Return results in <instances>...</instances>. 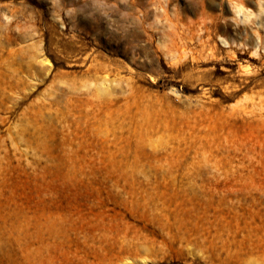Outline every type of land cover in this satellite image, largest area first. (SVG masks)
I'll use <instances>...</instances> for the list:
<instances>
[{
	"label": "rangeland",
	"instance_id": "1",
	"mask_svg": "<svg viewBox=\"0 0 264 264\" xmlns=\"http://www.w3.org/2000/svg\"><path fill=\"white\" fill-rule=\"evenodd\" d=\"M239 259L264 264V0H0V264Z\"/></svg>",
	"mask_w": 264,
	"mask_h": 264
},
{
	"label": "bare ground",
	"instance_id": "2",
	"mask_svg": "<svg viewBox=\"0 0 264 264\" xmlns=\"http://www.w3.org/2000/svg\"><path fill=\"white\" fill-rule=\"evenodd\" d=\"M234 9L237 10V12H239V10H241V8L239 6H236V5H232ZM256 261L253 260V261H248L246 259H239V261L236 263V264H255Z\"/></svg>",
	"mask_w": 264,
	"mask_h": 264
}]
</instances>
